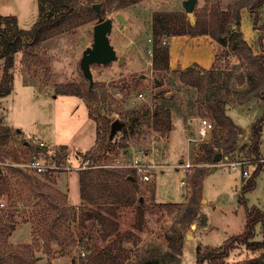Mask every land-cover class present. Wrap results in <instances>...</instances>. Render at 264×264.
Returning <instances> with one entry per match:
<instances>
[{
	"label": "rangeland",
	"instance_id": "rangeland-1",
	"mask_svg": "<svg viewBox=\"0 0 264 264\" xmlns=\"http://www.w3.org/2000/svg\"><path fill=\"white\" fill-rule=\"evenodd\" d=\"M70 1L77 16L81 15L79 7L85 5V0ZM177 1L137 0L128 4L127 0H114L105 6L106 14L102 19H111L113 24L109 34L110 44L117 57H122L124 61L122 64L114 61L106 65H91V96L85 93L88 80L79 64L82 52L92 44L93 26L97 20L79 25L71 21L61 32L43 42L26 44L15 54L0 57V81H3L7 63L10 65L8 76H11L10 94L0 98V128L9 129L7 134L0 130V170L3 177L10 179L17 193L21 191L17 185L19 177L8 168L22 169L20 164L12 162L15 155L21 164L33 158L51 161L50 157L56 155L57 160L61 158L58 160L61 164L72 169L68 171L70 173H78L87 166L112 169L118 183L130 170L129 165L136 156L146 155L149 158L152 154L153 163L158 165L151 173L150 182L137 179L135 204L119 207L116 211L119 236H112L105 242L101 240L100 223L92 220L86 222V227L79 228L72 217L67 218L70 214L62 208L57 214L46 212L50 220L55 219L56 224L62 227L43 236V227L36 218V215L42 217L41 212L46 209L43 201L35 195L29 199L27 192H23L21 198H16L19 202L15 207L11 206L9 195L4 194L0 199V204L3 203V206L0 205V264H14L13 257L19 251L14 249L32 244L34 237L38 241L34 244L35 264H46L48 261L50 264H85L106 246L111 247L115 264H197L198 259L202 260V264H208L205 258L211 249L224 246L230 237L242 232L246 219L245 206L264 211V164L255 178V187L244 193L242 186L247 177L242 176L240 169L236 172L229 169L231 162L250 160L251 126L264 113L260 101H243L235 92L246 87L245 84H238L242 69L235 66L239 63L233 56L226 60L219 58V66L224 70L216 75L215 82L204 75L196 83L189 74L183 79L179 71H174L176 69L155 71L152 68L153 14L181 11ZM215 1L210 0L209 3ZM221 1L227 5L238 0ZM41 2L44 13H48L46 0ZM204 4L205 0H199L196 8ZM119 5L122 8L118 9ZM0 14L15 17L18 29L30 30L38 18V0H0ZM262 14L261 21L264 23V5ZM118 15L122 21L117 19ZM78 20L82 21L84 17ZM244 20H250L245 9L241 11L240 31L256 55L261 49L255 38H249L251 29L243 28ZM5 29L11 37L17 33L16 27ZM1 50L5 52V47ZM219 53L223 55L220 49ZM66 84L79 85L83 97L60 95L59 87ZM215 86L218 89L213 88ZM139 94L143 98H139ZM218 101L223 114L238 129L235 136L216 124L214 114L217 113ZM89 112L98 125L89 118ZM167 114L170 121L174 120L170 137L166 131ZM130 117L133 119L131 122L128 121ZM198 118H207L214 125L211 138L207 143L198 145L187 143V138L197 137ZM113 120L125 125L110 142H106L103 138L110 133ZM97 126L100 130L99 142L96 150L91 152L89 149L95 145ZM260 141H264V121ZM39 143L46 146L40 147ZM60 146H66L67 150L60 151ZM209 148L221 155L220 162L197 163L200 154L196 155L200 151L204 154ZM87 150L94 159L84 160ZM225 150L229 153L225 154ZM64 154L67 159L62 160ZM187 161L191 164L190 168H179ZM255 166L254 162L242 165V170H246L249 176ZM196 169H201L204 175L197 215L192 219L194 208L187 213L191 193L188 180ZM212 169L215 170L212 172ZM64 173L67 171L48 173L44 177H53L56 181ZM41 179L47 183V180ZM151 186L154 187V199L149 191ZM72 187L69 196L74 201ZM110 193L113 192L110 190ZM91 195L97 203L91 207L97 214L109 217L107 208L110 206L102 205L100 192L95 189ZM50 198L54 205L61 203L57 197ZM136 203L144 208L141 232L134 230ZM81 205H86V202ZM11 223H14L15 229L9 233ZM67 228L72 231L73 238L69 237ZM128 231L134 233V236L128 237L129 241L123 238ZM254 240L264 241V222L256 227ZM44 243L51 246L49 256L43 253ZM20 253L21 257H25V263L31 264L29 255H24L23 251ZM261 259L264 263V250L251 252L244 245H237L225 264H243Z\"/></svg>",
	"mask_w": 264,
	"mask_h": 264
},
{
	"label": "trees",
	"instance_id": "trees-1",
	"mask_svg": "<svg viewBox=\"0 0 264 264\" xmlns=\"http://www.w3.org/2000/svg\"><path fill=\"white\" fill-rule=\"evenodd\" d=\"M128 4L136 3L137 0H127ZM210 0H205V4L201 8H196L194 11V23L191 24L187 15L184 11L177 12H156L152 17L151 25V35H152V57L153 63L152 68L155 71H169V46L168 40L174 36H209L215 44L218 46L215 51V56L213 63L209 69L201 68L200 66L194 64L185 69H176L179 71L181 77L185 79V75L189 74L196 83L202 78V76H209L208 78L215 82L216 75L222 69L219 65V58L223 60L229 59L228 57L233 56L237 62V68L242 69V73L239 76V85L245 84L244 90L235 91L239 94L243 101L258 100L262 103L264 108V23L261 21L262 7L264 5V0H238L234 3L222 5L220 0H216L214 3H209ZM49 6V12L44 13L42 2L38 0V18L30 30H22L17 27V20L13 16H2L0 14V49L5 47V52L0 51V57L7 54H15L26 44L37 45L44 40L52 37L53 35L59 33L64 29L69 22L75 21L77 24H83L85 22L97 20L95 12L92 10V5L98 3L100 6V14L104 16L106 14L105 6L111 4L114 0H85V5H80L79 10H81V15L76 14L74 6L71 5L70 0H46ZM122 8L119 5L118 9ZM115 9V10H118ZM245 9L250 16L252 29L258 33L257 44L261 49L258 54L252 52L251 47L248 45L240 31V21H241V11ZM84 17V20H78V18ZM16 27L17 33L11 37L8 35L5 28ZM165 41L166 44L162 45L161 42ZM222 51L223 55L219 53ZM11 61V60H9ZM10 65L7 63L3 70V81H0V98L4 97L11 92L9 81L11 76H8V69ZM224 70V69H222ZM5 76V77H4ZM246 79V81H245ZM198 80V81H197ZM60 95H72L79 98L83 97L82 89L79 85H61ZM213 88H217L215 86ZM85 93L88 96L92 95L91 88L86 86ZM217 102L216 109L217 113L214 114V119L217 126L227 129L233 132V136L237 134L238 129L231 122V120L223 114L222 106ZM213 112H215L213 110ZM89 118L94 120L97 124L96 119L89 112ZM167 125L166 131L171 130L170 115L167 114ZM264 121L263 116L257 120L250 130L251 144L248 148V158L252 160L256 166L250 173L246 182L242 186V192H247L255 187V178L261 172V164L256 162L257 159L264 151V141H260L262 136V123ZM98 125V124H97ZM107 127V126H106ZM0 130L7 134L9 129L0 128ZM214 131V130H213ZM18 133V131H16ZM100 130L98 126L96 127V140L95 145L89 151L93 152L96 150L99 142ZM106 142H110L109 134H105L103 138ZM233 143V140H232ZM25 144V143H24ZM217 144V143H216ZM26 145V144H25ZM219 146V144H217ZM60 151H66V146H60ZM85 151L84 160H92L95 157L91 156L92 153ZM225 154L229 153V150L224 151ZM200 157L197 163L212 162L213 158L217 154L212 152L211 149H207L205 153L201 151L197 154ZM202 154V155H201ZM9 155V154H8ZM196 156V157H197ZM18 157L15 155L14 164H21L18 161ZM13 172L17 174V185L20 191L17 193L16 189L12 187V183L9 178L2 176V170H0V199L4 194H8V199L11 201V206H18V199L23 196V192H27V196H37L43 201V205L46 209L41 212V216L36 215L37 223L41 225L43 236L47 234H52L55 229H60L62 225H57L55 219L49 218L46 212H55L57 214L59 209L62 208L70 215L67 218L72 217L79 228L86 227L85 224L88 221L96 220L101 224V240L105 242L108 238L112 236H119V225L115 221L117 218V209L123 206H130L135 204L134 194L136 191L137 178L134 171L130 169L122 176V181L118 183V179L115 172L112 169H106L100 167L98 169H93L91 166H87L84 169L79 170V191L80 198L82 202H86V205H81L78 211L70 207L67 200V195L61 193L55 188L56 181L53 177L41 176L35 177L23 173L22 169L14 168L12 166L8 167ZM204 172L201 169H196L192 176L189 178L191 184L189 203L187 207V213H189L192 208H194V213L192 214V219L197 215V206L200 199L202 191V180ZM47 180L44 183L42 179ZM24 181H22V180ZM98 190L100 192L99 197L102 198V205L110 206L107 208V215L109 217H104L96 213V210L91 207L97 205L96 201L92 199L93 195L91 192ZM110 190L113 192L110 193ZM151 197L154 195V187L151 186L149 189ZM50 197H57L61 203L54 205ZM154 199V198H153ZM101 204H98L100 206ZM27 207V202L25 204ZM246 211V221L243 230L238 235L230 237L229 241L222 247L211 249V251L206 255L205 260L208 264H225V260L228 258L231 251L235 249L237 245H244L246 250L251 252H258L264 250V241L254 240L256 227L264 222V215L257 207H247ZM14 220V216L11 217ZM135 223L134 230L141 232L144 223V208L140 203H136L135 207ZM15 229L14 223L8 227V232H12ZM70 238H73V233L70 228L66 229ZM5 239L7 238V231ZM123 236V235H121ZM134 236L132 231L124 233L125 240L129 241L128 237ZM134 238V237H133ZM51 239V238H50ZM54 240V239H51ZM119 240V239H118ZM37 237L33 238V243L29 245H21L15 248L19 250L13 257L14 264H26L25 257L20 256V251H23L24 255H29L30 263L35 264L34 260V244H36ZM74 243V241H73ZM45 249L43 253L47 256L52 252L49 243H44ZM111 247L106 246L101 252L96 253L90 258L85 264H115L116 258L111 254ZM46 264H50L48 261ZM82 264V263H81ZM197 264H202V260L198 259ZM243 264H264L262 259L255 261H247Z\"/></svg>",
	"mask_w": 264,
	"mask_h": 264
},
{
	"label": "crops",
	"instance_id": "crops-1",
	"mask_svg": "<svg viewBox=\"0 0 264 264\" xmlns=\"http://www.w3.org/2000/svg\"><path fill=\"white\" fill-rule=\"evenodd\" d=\"M262 18H263V14L261 13V19ZM248 25L249 28L251 29L250 34H248L249 38H251L252 40L255 38L257 40L258 33L252 29L251 20H249ZM168 46H169V67L171 70L185 69L194 64L200 66L201 68L209 69L213 63L215 51L217 48V45L209 36H198V37H189L184 35L174 36L168 40ZM173 122L174 120L172 119L169 137L173 129V125H174ZM71 185H73L72 190L74 191L75 194L74 201H72L69 196ZM56 189L59 190L61 193L66 194L69 204L78 211V208L82 203L80 198V191H79L78 173L69 172V173H64L63 176L60 175L59 177H57ZM207 225H208V220H207Z\"/></svg>",
	"mask_w": 264,
	"mask_h": 264
},
{
	"label": "built area",
	"instance_id": "built-area-1",
	"mask_svg": "<svg viewBox=\"0 0 264 264\" xmlns=\"http://www.w3.org/2000/svg\"><path fill=\"white\" fill-rule=\"evenodd\" d=\"M162 45L166 44L165 41L161 42ZM139 98H143L141 94H139ZM214 130V125L207 119V118H198V126H197V137L196 138H187V143H203V142H208L211 138V134ZM40 147H44L43 143H39ZM38 147V148H40ZM56 154V153H55ZM197 156V155H196ZM146 157V158H145ZM51 161H48L46 159H41V158H33L30 161H28L25 164H20L19 166H22V170L32 174L33 176L36 177H41L44 176L48 173H55L57 171H68L72 170L70 167L66 166L65 164H61L60 160L61 158H58L56 155H53L50 157ZM67 159L66 154L62 155V160ZM256 162L259 164H264V153H262L257 159H255ZM252 160H244V161H239V162H231L229 163V169L231 172H236L237 169H240L242 172V176L244 178H248V173L246 170H242V165L243 167L246 165H249L252 163ZM158 165H155L153 163V155L151 154V157L148 158L146 155H140L136 156L134 159H132L131 164L129 165V168L134 171V174L137 179L140 181L147 183L151 181V173L155 168H157ZM191 164L189 161L184 163L183 165H179V168H190ZM3 206V203L0 204ZM264 215V211L262 212ZM83 255V254H82Z\"/></svg>",
	"mask_w": 264,
	"mask_h": 264
},
{
	"label": "water",
	"instance_id": "water-1",
	"mask_svg": "<svg viewBox=\"0 0 264 264\" xmlns=\"http://www.w3.org/2000/svg\"><path fill=\"white\" fill-rule=\"evenodd\" d=\"M199 0H178V5L181 6L182 10L187 15L191 24L194 23V11ZM92 10L97 16V22L93 26L92 33V44L91 46L84 49L82 52V57L80 59V69L83 76L88 80L89 89L93 84V76L91 73V65H106L111 62L117 61L119 64L123 63L122 57H117L116 52L112 45L110 44L109 34L112 31V20L102 19L100 14V6L98 3L92 5ZM117 19L122 21L121 16H117ZM133 119L129 118V122ZM125 124L121 123L119 120H113L110 124L109 139L111 140L116 132L120 131ZM221 155L216 154L213 158L214 163H219L221 160ZM215 169H212V172ZM137 187V185H135Z\"/></svg>",
	"mask_w": 264,
	"mask_h": 264
},
{
	"label": "bare ground",
	"instance_id": "bare-ground-1",
	"mask_svg": "<svg viewBox=\"0 0 264 264\" xmlns=\"http://www.w3.org/2000/svg\"><path fill=\"white\" fill-rule=\"evenodd\" d=\"M243 28H244V29L249 28L248 21L244 20Z\"/></svg>",
	"mask_w": 264,
	"mask_h": 264
}]
</instances>
